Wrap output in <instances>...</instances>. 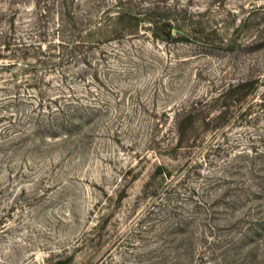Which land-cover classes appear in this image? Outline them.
<instances>
[{
	"label": "rangeland",
	"instance_id": "1",
	"mask_svg": "<svg viewBox=\"0 0 264 264\" xmlns=\"http://www.w3.org/2000/svg\"><path fill=\"white\" fill-rule=\"evenodd\" d=\"M0 264H264V0H0Z\"/></svg>",
	"mask_w": 264,
	"mask_h": 264
}]
</instances>
